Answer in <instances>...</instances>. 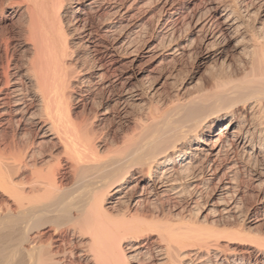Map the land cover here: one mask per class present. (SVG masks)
Segmentation results:
<instances>
[{
    "label": "bare ground",
    "instance_id": "1",
    "mask_svg": "<svg viewBox=\"0 0 264 264\" xmlns=\"http://www.w3.org/2000/svg\"><path fill=\"white\" fill-rule=\"evenodd\" d=\"M144 1L0 0V264H264V0H155L138 46ZM194 47L208 79L160 96Z\"/></svg>",
    "mask_w": 264,
    "mask_h": 264
},
{
    "label": "rangeland",
    "instance_id": "2",
    "mask_svg": "<svg viewBox=\"0 0 264 264\" xmlns=\"http://www.w3.org/2000/svg\"><path fill=\"white\" fill-rule=\"evenodd\" d=\"M149 1V2H148ZM156 1L155 0H145L144 1V4H143V8L141 7L139 9V11H137V14L141 17H143V21H144V27L142 28V33L139 34V39L137 38L136 39V42H134V44H137L138 46H140L141 44L144 43V41L146 40V38H148L152 33L153 31V27L156 26V22L154 23V21H156V18H158L159 16V8H158V5L155 3ZM148 4V5H147ZM143 9V10H142ZM158 9V10H157ZM241 11V14L243 15L242 12H244L242 9L240 10ZM134 12L136 13V10H134ZM158 13V14H157ZM148 16V17H147ZM155 18H154V17ZM254 17V16H253ZM109 18V17H108ZM107 16H103L102 19H100V21H107L108 20ZM148 18V19H147ZM154 18V19H153ZM250 18V19H249ZM255 18V17H254ZM254 18L252 19V17H248L246 20L247 24L246 23V28L248 30H251V29H254V26H258L259 24L254 21ZM104 19V20H103ZM147 19V20H146ZM151 20V21H150ZM253 20V21H252ZM16 21V23H15ZM249 21V22H248ZM14 22V23H13ZM99 22V21H98ZM97 20H93V23H98ZM264 22V21H263ZM262 22V25H263V28L262 26L260 25L261 27V33L263 34L264 32V24ZM10 23V24H9ZM13 23V24H12ZM150 23L152 25H150ZM254 25H252V24ZM148 24V25H147ZM14 25V26H12ZM147 25V26H146ZM0 29L1 28H4L6 29V32L8 35H10L9 39H10V44L11 45H14L15 47V55H16V58L20 57L23 55V51H24V47H19L17 44H20L23 40V37L20 36L19 32H18V26H17V20L12 19V20H8L7 18L5 17H0ZM151 26V27H150ZM253 26V27H252ZM16 30V31H15ZM146 30V31H145ZM16 32V33H15ZM183 36L181 34H179V37H184V35L186 34V30H182L181 31ZM180 32V33H181ZM145 33V34H144ZM74 37L75 35L72 34ZM142 37H141V36ZM149 35V36H148ZM14 36V38H13ZM19 36V38H17ZM73 37V38H74ZM17 39V40H16ZM71 40H72V37H71ZM138 40V41H137ZM142 40H143V43H142ZM12 41V42H11ZM19 41V42H18ZM75 41V40H74ZM17 42V43H16ZM141 42V43H140ZM246 42V44H245ZM243 44H241L240 48L246 46L248 44L247 41H245ZM16 44V46H15ZM18 49V50H17ZM82 49V50H81ZM80 49V52H82V55L86 56L85 54V50L84 48H81ZM198 49V50H197ZM23 50V51H22ZM197 51V52H196ZM236 51V52H234ZM240 49L238 50H233L231 51V54H230V62L233 64V63H238L239 60L242 58L243 54L241 55H238ZM20 54H18V53ZM21 52V53H20ZM84 52V54H83ZM195 53V54H193ZM18 55V56H17ZM188 57V59H187ZM186 58H182V60H179L177 63H175L174 65V80H165L163 81V79L160 81L163 82V84H159L160 87L158 89V91L160 92V96H167V95H171L172 92H174L175 90H181L180 92H183L184 93H191L193 91H195L196 88H194L195 86L197 87L201 82L204 83L205 80L208 79L210 73L213 71L212 70V67L211 65H213V61L212 60H208V61H203L202 60V57H203V51L197 47H194L191 52H190V55H188ZM194 57V58H193ZM192 58V59H191ZM86 59V58H85ZM180 62V63H179ZM141 64H144L143 60H140L139 61V65L141 66ZM143 67H146L145 64L142 65ZM171 66L170 65L168 67V69L170 68L171 69ZM176 67V68H175ZM172 70V69H171ZM178 72V73H177ZM206 72V73H205ZM205 75H204V74ZM204 76V77H203ZM184 77V78H183ZM203 77V78H202ZM175 78H176V82H175ZM167 81V83H166ZM174 81V82H173ZM147 81H145L146 83ZM171 83V84H169ZM148 84V82L146 83ZM167 84V85H166ZM170 85V86H169ZM175 86V87H174ZM194 86V87H193ZM158 87V85H157ZM191 88V89H189ZM166 89V90H165ZM163 90V91H162ZM162 94V95H161ZM74 100H72L71 104H72V108L74 109L76 115H84V116H87L88 114V118H90V120L92 119L94 113L96 114L95 115V119L92 120L93 121V125H94V128L97 132H102V131H107L110 135H113V133H115L116 137H119V132L120 131H117L118 130V127L121 126L122 129L124 130H127L129 127H130V124L129 123H123L122 122V119H120V113L121 111L120 110H117V109H113V108H110L108 110L107 113H103V109L101 108L98 109L92 102L90 99H88V96L89 94L87 92H82L81 94H78V93H75L74 94ZM96 96V95H94ZM84 98V99H83ZM87 98V99H86ZM76 101V102H75ZM103 103H104V106H105V103H108L106 102L105 100H103ZM92 104V105H91ZM74 105V106H73ZM86 105V107H85ZM102 105V104H101ZM103 106V105H102ZM84 107V108H83ZM98 109V110H97ZM88 110V112H87ZM111 110V111H110ZM129 111H131L130 109H128ZM113 111V112H112ZM81 112V114H80ZM138 112V113H137ZM139 112L141 113V109L140 108H136V109H133L132 113H135V114H139ZM93 113V114H92ZM119 114V115H118ZM92 117H91V116ZM97 117V119H96ZM119 117V118H118ZM129 117V116H128ZM96 124V125H95ZM117 128V129H116ZM115 131V132H114ZM205 200V198H202L201 199V202H203ZM253 207V206H251ZM246 211V212H245ZM194 212H196V209L194 210ZM247 210H244L242 213H241V216H239V220L243 219L244 216L247 215ZM245 213V215H244ZM260 224L256 223L255 225H251L250 226V229L253 233V235H261V236H264V223L262 222H259Z\"/></svg>",
    "mask_w": 264,
    "mask_h": 264
}]
</instances>
